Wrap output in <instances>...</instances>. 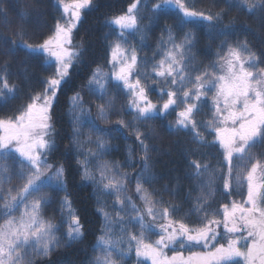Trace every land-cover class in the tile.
Listing matches in <instances>:
<instances>
[{"label":"snow or ice","instance_id":"snow-or-ice-1","mask_svg":"<svg viewBox=\"0 0 264 264\" xmlns=\"http://www.w3.org/2000/svg\"><path fill=\"white\" fill-rule=\"evenodd\" d=\"M44 2L24 0L23 11L12 28L16 39L0 34V54L14 56L17 49H22L24 64L35 60L51 70L34 84L29 82L26 102L13 105L19 87L9 82L7 61L0 65V264H37L38 257L50 258L56 248L83 238L85 226L68 191L70 174L79 175L83 184L93 186L96 212L102 218L101 235L93 245V251L99 250L101 255L89 264H125L133 250L137 264H264V68L252 70L264 63V50L257 56L247 41L237 38L229 42L228 37L236 34L234 20L224 23L229 9L241 7L264 28V0H224L227 8L214 13L197 10L186 0H157L151 7L144 0L149 13L146 24H142L145 16L140 12L141 0H134L122 14L108 21L117 26L115 39L106 44L109 71L97 64L81 88H86L95 101L86 106L81 91L68 97L67 162L55 164L48 162L59 148L53 120L55 107L59 94L66 87L73 88L77 64L84 63L85 48L74 43L73 33L82 21V12L95 0H59L63 14L48 28V35L32 28L29 20L30 15L42 14ZM167 7L174 8L175 13L166 12ZM0 13L7 16L6 9H0ZM165 16H171L173 22L165 19L161 23ZM4 22L12 23L8 19ZM205 22L209 35L215 32L214 38H224L216 46V58L207 65H197L191 51L196 33L185 29L189 24L202 27ZM157 27L160 36L152 56L140 55L149 47L145 44L148 33ZM30 30L32 36L41 37L39 43L25 40ZM135 34H139V49L129 40ZM152 76L159 81L155 88L145 82ZM152 91L158 92L157 102L150 98ZM209 93L211 118L197 119L204 114ZM121 96L126 101L117 108ZM172 112L176 120L168 122V130L188 133L198 146L186 150L185 175L199 188L194 199L192 187L186 193L187 210L174 200L163 199L165 192L177 195L168 184L161 189L145 186L158 179L152 172L149 143L156 130L147 127V122ZM124 114L131 115V120H125ZM111 115L118 118L112 121ZM97 119L112 126L101 129ZM141 124L145 125L143 130ZM201 128L213 135V140L209 141ZM126 130H131L141 152V167L134 173L122 171L119 161L103 159L120 149L106 137L126 140ZM85 144L94 147L85 149ZM257 146L260 150L253 153ZM125 149L123 163L132 167L136 163L135 149L130 145ZM196 155L200 158H188ZM209 156L217 160L218 172L206 159ZM13 177L22 183L13 184ZM133 178L140 205L128 194ZM216 179L221 181L219 187H214ZM236 188L241 191L236 192ZM217 192L225 200L234 194L241 199L218 203ZM213 203L218 206L213 208ZM53 205V212H59V222L55 216H44ZM17 211L19 216L13 214ZM64 225L62 243L57 233ZM117 227L119 236L113 231ZM136 227L138 233L130 230ZM193 248L204 250L191 251Z\"/></svg>","mask_w":264,"mask_h":264},{"label":"trees","instance_id":"trees-1","mask_svg":"<svg viewBox=\"0 0 264 264\" xmlns=\"http://www.w3.org/2000/svg\"><path fill=\"white\" fill-rule=\"evenodd\" d=\"M134 0H95L94 5L87 10L83 11L82 21L80 22L78 29L74 30V43L83 44L85 52L83 55V64H77L76 69L73 73V88H65L59 94V102L56 104L55 112L53 116L56 131L58 133L56 140L59 148L49 157L48 162L55 163H66L67 158L64 155L65 147L68 145L69 141L67 138V133L69 131V117L68 112V97L72 96L74 91H81L83 85L86 84L88 76L91 75V70L94 69L97 64L102 65L103 69L109 71L110 66L106 64L108 58L106 51L107 40L115 39V32L117 27L110 25L108 19L112 16H117L122 14L127 7L133 3ZM233 3H238V0H233ZM24 0H0V9L7 10V16L0 13V34L5 36H12L14 39L16 37L13 35L12 28L15 27V22L19 18V13L23 11ZM193 5L197 10H205L207 12H217L221 8H227L224 0H193ZM170 14L175 13V9L172 7H167L164 9ZM60 9L56 0H45L42 6V14L39 16L30 15L29 20L31 22V27L35 28L37 31L43 30L45 35H48V28L54 25L55 20L59 18ZM5 19L12 21L11 24H5ZM168 23H172L173 20L171 16H165L164 20ZM234 20L236 34L234 36L228 37L229 42L234 39H240L247 41L249 48L257 54L260 55L261 50H264V28H261L256 17L250 14L246 9L241 7H233L227 11V15L224 18V23H228L229 20ZM191 29L196 33V44L192 48V54L195 57L193 63L199 65H207L210 60L215 59L214 53L218 50L217 45L220 39L224 37H215V32L209 35V28L203 24L202 27H194L189 24L186 27V31ZM160 36V28H154L148 33V37L145 41L149 47H145L140 55L152 56V50L156 48L157 39ZM107 37V39H106ZM29 43L36 44L39 43L41 37L32 36L31 30L29 36L25 37ZM208 52L213 53L211 56H207ZM24 56V51L22 49H17L16 55H3L0 54V65H3L5 61L8 63L7 73L10 83L18 85L19 92H17V100L12 101V104H19L26 102V93L29 91L28 84L32 82L33 84L38 80L39 77L48 75L51 71L47 68V65H42L35 60H31L28 64L22 62ZM157 60L160 59L159 56L156 57ZM257 70L259 68H264V63L257 64L255 67ZM146 83L152 85L154 88L156 84L159 83L155 76H152ZM112 94V89L109 87V95ZM81 95L84 96L86 105L89 101H95V97L90 96L87 89L84 88L81 91ZM150 98L153 102L158 100V92L152 91L149 93ZM22 98V99H21ZM166 98V97H165ZM209 100V98H208ZM126 101V97L121 96L117 103V108L121 103ZM162 103V101H159ZM210 103V102H209ZM208 103L206 108V113L210 115L209 109L211 108ZM177 111V110H176ZM204 112V109H203ZM93 117L96 116L95 108L92 109ZM118 117L116 115H111L110 120L115 121ZM123 118L125 120H131V115L124 114ZM176 115L172 112L166 117L159 119H153L147 122V127L154 128L156 130V135L152 140L149 141L151 145L150 155L152 156L151 165L152 172L157 176V180L152 185H145L148 188L161 189L163 185L168 184L170 187L176 189V197L171 196L169 193L165 192L164 200H174L176 203L182 204L183 208L187 210L189 207V202L184 199L189 188L192 187V197L193 199L198 193V187L193 180H190L186 175L187 160H186V150L196 148L197 145L193 144L191 141V136L184 131H169L167 128L168 122H175ZM97 124L101 129L110 128L112 125L105 120H96ZM143 130L145 125H140ZM126 135L128 139L106 137L110 139L115 145H119V151H113L103 157L106 161H119L121 162L122 171H127L129 173H134L138 171L141 165L139 164V157L141 155L139 145L135 142L134 136L131 134V130H126ZM125 145H130L135 149L133 153L134 160L136 163L132 167H128L123 162L125 160L126 149ZM259 146L252 149L255 153L258 152ZM215 152V149L212 150ZM189 159H199V155L189 156ZM211 162L215 158L209 156L206 158ZM75 158H72L73 169L75 167ZM135 188V179L133 178L128 184V190L133 196ZM68 191L71 194L70 199L73 204V208L77 210L78 214L81 216V222L85 226V235L79 241L73 242L70 246H63L56 248L52 252L50 258H37V264H89V262L96 256V252L93 251V245L96 242V238L101 234L100 227L102 224L101 216L96 212V204L93 198V186L91 184H83L80 180L79 175L70 174ZM236 192H239L236 190ZM62 194V192L60 193ZM64 194V193H63ZM218 203H224L232 199L240 200V195L234 194L229 196L227 200L216 193ZM218 206L217 203H214ZM52 207L48 208L44 212L45 218L55 216L56 222H59V212H53ZM182 214V213H181ZM0 223L3 220L0 219ZM220 231L223 233V228L221 226ZM61 237L63 243L64 236L62 232L57 233ZM153 237V236H151ZM154 239V238H153ZM202 249V248H193ZM185 252L189 250H184ZM135 261L131 262L130 259L126 261V264H134ZM147 264V263H143Z\"/></svg>","mask_w":264,"mask_h":264},{"label":"rangeland","instance_id":"rangeland-1","mask_svg":"<svg viewBox=\"0 0 264 264\" xmlns=\"http://www.w3.org/2000/svg\"><path fill=\"white\" fill-rule=\"evenodd\" d=\"M56 1H57V3H58L59 9H60L59 18H58V19H60L61 16H62V14H63V7H62V5L59 4V0H56ZM156 2H157V0H148V7H151V5L154 4V3H156ZM186 2H188V3H190V4L193 5V0H186ZM65 3H71V0H65ZM143 4H144V0H141L140 12H141V14H143V15L145 16V19L142 21V24H146V23L148 22V20H147V16L149 15V13H148L147 10L144 8ZM206 13H207V11H206ZM82 14H83V12H82ZM113 17H114V16L110 17V18L108 19V21H110ZM204 24L209 28V26H208V24H207L206 22H205ZM114 26H115V25H114ZM116 27H117V26H116ZM129 40H130L132 43L136 44V46H137L138 49H139V47H140V44H139V34L130 35V36H129ZM103 70H104V69H103ZM252 70H253V71H256L257 69H256V68H253ZM104 71H105V72H108V71H106V70H104ZM211 96H212V93H209V94H208V98H209V102H210L209 104H210V106H211ZM86 106H87V105H86ZM203 109H204V112H203L204 114H203L202 116H198L197 119L209 120V119L211 118V114L208 115V114L205 112V111H206L205 106L203 107ZM210 109H211V108H210ZM210 109H209V111H210ZM176 110L179 111L180 109L177 108ZM200 130H201L202 132H204V129H203V128H201ZM85 132H87V128H85ZM204 135L206 136V138H207L209 141L213 140V138H214L213 135H209L207 132H204ZM89 147H94V146H93V145H88V144H85V145H84V148H85V149H87V148H89ZM253 153H255V152L253 151ZM211 163H212V165H213V168L217 169V172H218L220 166L217 164V160L215 159V160L212 161ZM237 163H238V162H237ZM248 166L250 167V164H249ZM240 167L243 168L244 165H243V164H240ZM93 170H95L94 165H93ZM210 171H211V170H210ZM207 179H208V176L206 175V176L204 177V180L206 181ZM12 183H13V184H20V183H22V181H20V180H19L18 178H16V177H13ZM220 185H221V181H220L219 179H216L215 184H214V187H219ZM5 187H8V185H5ZM245 188H246V186H245ZM236 190H237V191H241L240 188H236ZM198 193H199V188H198ZM198 193H197V194H198ZM13 194H14V193H13ZM128 194L132 196L133 200H134L138 205L141 204V202L138 200V198H137L136 196H133V194H131L129 190H128ZM60 195L62 196V195H64V194L62 193V194H60ZM107 199H108V201H109V203H110V201H111L112 198L109 197V198H107ZM232 200H233V199H232ZM234 200H236V199H234ZM237 201H239V200H237ZM141 206H142V205H141ZM212 207L215 208V207H217V206L213 203V204H212ZM22 209H23V205L20 206V210H22ZM108 210L110 211L111 209L109 208ZM13 214L16 215V216H19L20 211H17V212H15V213H13ZM195 219H196V217L193 216V217H192V220H195ZM66 227H67V226L64 225V226L61 228L62 235H63V232H64V230L66 229ZM130 230L138 233L139 228H138V227H136V228H130ZM113 231H114V233L116 234V236H119V228H118V227H117V228H114ZM100 235H101V234H100ZM114 238H115V237H114ZM153 238L156 239L157 237H156V236L151 237V239H153ZM221 242H224V241H221ZM125 247H126V245H125ZM203 250H204V249H194V250H191V251H203ZM95 252H96V255H101V253H100L99 250H96ZM167 255L171 256V255H172V252H171V251H168V252H167ZM184 255H185V257H187V256L189 255V251H187V252L184 251ZM129 259H130L131 262L135 261L134 264H137V259H136V257H135V252H134V250L131 252ZM143 263L151 264L150 261H143ZM125 264H126V261H125Z\"/></svg>","mask_w":264,"mask_h":264}]
</instances>
